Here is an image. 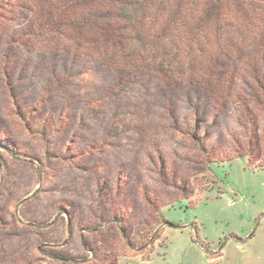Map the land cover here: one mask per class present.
Masks as SVG:
<instances>
[{"label":"rangeland","instance_id":"obj_1","mask_svg":"<svg viewBox=\"0 0 264 264\" xmlns=\"http://www.w3.org/2000/svg\"><path fill=\"white\" fill-rule=\"evenodd\" d=\"M117 2L0 0V264H264V0H222L200 92Z\"/></svg>","mask_w":264,"mask_h":264},{"label":"trees","instance_id":"obj_2","mask_svg":"<svg viewBox=\"0 0 264 264\" xmlns=\"http://www.w3.org/2000/svg\"><path fill=\"white\" fill-rule=\"evenodd\" d=\"M117 1L116 16L130 22L133 29L128 33L130 37L125 38L127 42L124 43L121 33L117 40L109 24L103 31L108 36L112 34L110 36L116 41L112 46L120 50L128 64L142 65L170 82L173 76L184 75L191 90H224L226 82L217 79V83L214 76L219 49L223 48L221 38L224 23L219 14L222 0ZM195 6L200 9L190 25L188 19H192L190 12ZM237 8L242 14L245 11L243 3L237 4ZM242 19L245 21L247 16L243 14ZM184 22L188 26L185 34H181L178 28ZM209 34H212L213 44L208 41ZM140 52L148 56H139ZM197 54H201L200 58H197Z\"/></svg>","mask_w":264,"mask_h":264}]
</instances>
